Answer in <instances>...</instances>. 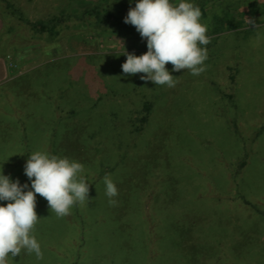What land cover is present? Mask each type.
Masks as SVG:
<instances>
[{
	"label": "rangeland",
	"instance_id": "1",
	"mask_svg": "<svg viewBox=\"0 0 264 264\" xmlns=\"http://www.w3.org/2000/svg\"><path fill=\"white\" fill-rule=\"evenodd\" d=\"M98 1L0 0V169L31 187L21 167V119L30 144L43 145L56 92L71 81L59 102L77 112L66 125L69 138L56 142L67 146L59 155L81 162L90 181V200L64 217L36 194L42 258L22 250L9 264H264V0L210 3L204 23L216 40L205 46V71H172L168 62L178 81L172 88L123 73L122 52L140 55L146 40L126 42L123 30L101 35L93 18H76ZM121 2L108 7L120 12ZM219 16L242 26L213 33ZM53 19L60 21L53 40L24 21ZM228 67L238 72L234 90ZM133 86L154 108L132 135L126 105L132 111L141 100L126 91ZM105 87L118 94L89 110L92 92ZM90 128L100 133L94 142L81 135ZM96 141L101 164L90 150ZM106 174L118 188L116 205L105 194Z\"/></svg>",
	"mask_w": 264,
	"mask_h": 264
},
{
	"label": "clouds",
	"instance_id": "2",
	"mask_svg": "<svg viewBox=\"0 0 264 264\" xmlns=\"http://www.w3.org/2000/svg\"><path fill=\"white\" fill-rule=\"evenodd\" d=\"M118 2V0H115ZM133 0H129L131 4ZM202 12L195 0H135L124 17L125 23L135 26L143 39L147 51L126 55L122 63L123 73L152 81L155 85L175 87L178 81L166 68L170 62L172 71L189 70L198 76L205 71L207 48L210 37L207 24L201 19ZM254 21L248 19V24ZM24 173L31 181L20 183L0 169V264H9L22 250L42 258L41 244L34 234L39 216L36 208V194L44 197L50 210L57 217L69 215L74 205H84L90 200L89 179L84 165L76 159L45 150L28 154ZM105 194L110 205L119 192L110 174L103 177ZM27 189V190H25Z\"/></svg>",
	"mask_w": 264,
	"mask_h": 264
},
{
	"label": "trees",
	"instance_id": "3",
	"mask_svg": "<svg viewBox=\"0 0 264 264\" xmlns=\"http://www.w3.org/2000/svg\"><path fill=\"white\" fill-rule=\"evenodd\" d=\"M217 0H195V3L199 5L201 12H202V21L205 22L204 20V9H206V7H208V5L212 2H216ZM108 2L109 0H99L98 3L93 6L92 8L85 10L84 12H82V14L80 16H77L76 18L79 20H83L85 19V16H89L91 18H93V20L91 19V21L93 22L94 27L99 30L98 32H101V35H105L107 34V32L109 31H124L125 36H124V40L126 42H131L133 41V37H137V38H142L141 35L139 34V32L136 30L135 26L130 24V23H125L124 22V17L127 15L128 10L130 7H134V6H129L127 5V1L122 0V2L120 3V6H118V8H120V12H116V11H111L108 7ZM174 2H178V0H174ZM59 20L64 21L66 19L64 18H60ZM57 19H53V20H49L47 22L44 21H29V20H24L27 25L29 26L31 32H33L34 34H36L37 36L40 35L41 37H43V39L46 40H53L55 36H57L60 32V30H58V26L60 24V21ZM22 21V18H21ZM224 22V23H223ZM227 24L226 26H224V24ZM213 24H214V28L212 29L211 32L213 33H220L222 31H224L225 28H227L228 30L230 29H237L239 27L242 26V21L241 19H237L234 18V21L232 22V19L229 20V22L227 23L225 21V18H221V16H219L218 18H214L213 20ZM210 32V33H211ZM143 39V38H142ZM101 40L104 41L105 37L101 36ZM146 40V39H144ZM216 40V38H211L210 42ZM209 43L207 45H209ZM58 50V49H57ZM53 55H59L58 52L54 51ZM116 56V55H113ZM230 69L229 72V76H228V80L230 83V89L234 90L232 87H235V82H236V76H237V69H232L230 67H228ZM68 85H74L71 81L70 83L67 81V85H65V87H61L59 88L58 92H56L57 95H55L54 99L57 98V104H55V106H53V114L50 117V126L47 127L44 132V144L43 145H39L36 149L35 146H32L30 144V135H28V130L27 128L24 127V121L21 119V141H22V145H21V167L24 168V164L27 160L28 154H31L33 151L36 150H43L42 148H46V151L51 153V154H60V150L66 148V145H62V144H57L56 140H60L62 138L66 139L69 138V134L70 132H68V129L66 128V125L68 124V122L71 119V116L76 115L77 110L72 108V109H66L64 107V105H60L59 102V98L61 93L63 92L64 89H66L68 87ZM107 88V92L105 94V91L103 92H99L94 93L92 92V97L93 100L89 102L90 104V109H93V107L101 100V98H103L104 96H106L107 94H118L117 90H113L112 87L111 89ZM109 89V90H108ZM126 91H129L130 93H134V94H141V100H140V106L139 108L133 109L131 111L130 109V104L127 103L126 105V123L129 124V133L130 134H134V133H139L142 129H143V125L145 123L148 122V119L150 117V113L154 108V102L149 100V95H146L144 93V90L142 89L140 92L137 91L136 87L133 86L131 87V89H126ZM121 97H127L125 94H123L122 92L120 93ZM232 96V94L230 95ZM130 99H131V95H129ZM115 98V97H114ZM53 100H51L52 103ZM131 102V101H130ZM49 104V102H47ZM132 104V103H131ZM26 118V117H25ZM76 118V116H75ZM99 130L94 129V128H90V129H85L81 131V135L83 133H85V136L88 140H92L93 142L96 140V138H98L100 136V133H98ZM134 140V137H133ZM91 141V142H92ZM25 143V144H23ZM92 152L94 153L95 157H98L99 160L97 161V163L101 164V160L100 157H102V146L97 143V141L95 142V144L93 143L91 146ZM99 165V164H98ZM245 165V160L242 159V163L241 166ZM100 171L101 174L104 172V167L100 166ZM253 205V204H252ZM254 207V205H253ZM264 214V211H263ZM81 240V239H80ZM83 240V238H82ZM79 258L76 259V262L78 263ZM73 264L74 261H73Z\"/></svg>",
	"mask_w": 264,
	"mask_h": 264
},
{
	"label": "crops",
	"instance_id": "4",
	"mask_svg": "<svg viewBox=\"0 0 264 264\" xmlns=\"http://www.w3.org/2000/svg\"><path fill=\"white\" fill-rule=\"evenodd\" d=\"M1 65H2V68H3V65H4V64L1 63Z\"/></svg>",
	"mask_w": 264,
	"mask_h": 264
}]
</instances>
